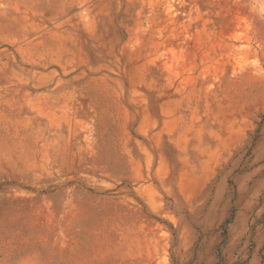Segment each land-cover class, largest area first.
<instances>
[{"label":"rangeland","instance_id":"374dc122","mask_svg":"<svg viewBox=\"0 0 264 264\" xmlns=\"http://www.w3.org/2000/svg\"><path fill=\"white\" fill-rule=\"evenodd\" d=\"M0 264H264V0H0Z\"/></svg>","mask_w":264,"mask_h":264}]
</instances>
